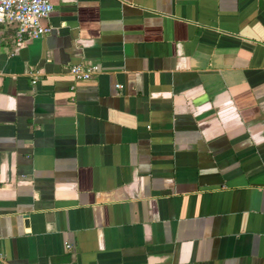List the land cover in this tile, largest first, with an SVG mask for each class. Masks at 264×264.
Returning a JSON list of instances; mask_svg holds the SVG:
<instances>
[{
  "label": "crops",
  "instance_id": "crops-1",
  "mask_svg": "<svg viewBox=\"0 0 264 264\" xmlns=\"http://www.w3.org/2000/svg\"><path fill=\"white\" fill-rule=\"evenodd\" d=\"M48 2L0 25L6 264H264V0Z\"/></svg>",
  "mask_w": 264,
  "mask_h": 264
},
{
  "label": "built area",
  "instance_id": "built-area-1",
  "mask_svg": "<svg viewBox=\"0 0 264 264\" xmlns=\"http://www.w3.org/2000/svg\"><path fill=\"white\" fill-rule=\"evenodd\" d=\"M51 10L48 0H0V25L12 26L14 43L20 45L26 40L38 39L50 32L49 28L39 25V19L47 17ZM98 72L96 66L83 64L68 68V74L74 83L89 81ZM65 247L68 249L69 245ZM0 264H6L1 255Z\"/></svg>",
  "mask_w": 264,
  "mask_h": 264
}]
</instances>
